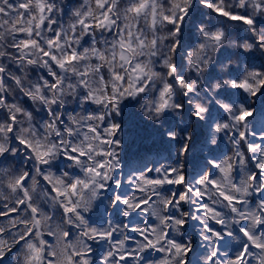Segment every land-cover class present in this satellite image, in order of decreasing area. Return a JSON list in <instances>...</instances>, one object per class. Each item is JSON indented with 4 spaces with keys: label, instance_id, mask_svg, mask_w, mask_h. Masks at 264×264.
Masks as SVG:
<instances>
[{
    "label": "snow or ice",
    "instance_id": "6c2138e0",
    "mask_svg": "<svg viewBox=\"0 0 264 264\" xmlns=\"http://www.w3.org/2000/svg\"><path fill=\"white\" fill-rule=\"evenodd\" d=\"M9 258L264 264V0H0Z\"/></svg>",
    "mask_w": 264,
    "mask_h": 264
},
{
    "label": "trees",
    "instance_id": "16d2710c",
    "mask_svg": "<svg viewBox=\"0 0 264 264\" xmlns=\"http://www.w3.org/2000/svg\"><path fill=\"white\" fill-rule=\"evenodd\" d=\"M205 11H208V10H205ZM206 18H210V17H206ZM219 19L220 18L217 17V20H219ZM228 26L231 27V28H234V29L239 27L238 25H236L234 23H229ZM133 151H135V149H133ZM167 156H168L167 152H161L159 155H157L155 152H152V153H149V157L148 158L152 159V160H156L159 163H173L172 160L166 159ZM126 171H127V169H126ZM189 171L191 172V165H189ZM189 178H191V177H189ZM13 256H14V254H13ZM5 264H11V258H9L8 260H5Z\"/></svg>",
    "mask_w": 264,
    "mask_h": 264
}]
</instances>
